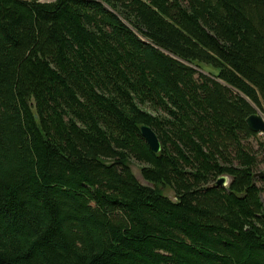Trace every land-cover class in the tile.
Returning a JSON list of instances; mask_svg holds the SVG:
<instances>
[{"label":"trees","instance_id":"1","mask_svg":"<svg viewBox=\"0 0 264 264\" xmlns=\"http://www.w3.org/2000/svg\"><path fill=\"white\" fill-rule=\"evenodd\" d=\"M255 110L264 0H0V264H264Z\"/></svg>","mask_w":264,"mask_h":264},{"label":"water","instance_id":"2","mask_svg":"<svg viewBox=\"0 0 264 264\" xmlns=\"http://www.w3.org/2000/svg\"><path fill=\"white\" fill-rule=\"evenodd\" d=\"M245 122H246L248 129L251 132L255 134L264 133V119L260 115L259 111L255 110L254 113H252L250 116L247 117ZM139 133L153 154H159L161 152L162 148H161L160 141L156 133L149 126L141 125L139 128ZM137 181L141 185H146V186L150 185L151 188H155L154 184H148L144 182L142 178L140 180L137 179ZM228 185H229L228 177L220 176L217 178V180L213 183L212 186L228 188Z\"/></svg>","mask_w":264,"mask_h":264},{"label":"rangeland","instance_id":"3","mask_svg":"<svg viewBox=\"0 0 264 264\" xmlns=\"http://www.w3.org/2000/svg\"><path fill=\"white\" fill-rule=\"evenodd\" d=\"M39 1L40 2H53L54 0H39ZM259 113L262 116V118L264 119V115L260 111H259ZM260 143H264V133L263 134H258L256 137L251 138L250 140H248V145L251 147L253 152H256L255 154H257L258 159L260 161H262L260 169H263L264 168V152L261 151V148H259ZM131 169H132V172L134 173V175L136 176V178L138 180H140L141 179V176H140V165L137 164L136 162L132 161L131 162ZM162 191H163L164 195L167 196L168 198H170L171 200L175 199L173 192L170 191L169 189H165L164 188V189H162ZM260 197H261V200H262L263 205H264V193H261Z\"/></svg>","mask_w":264,"mask_h":264}]
</instances>
